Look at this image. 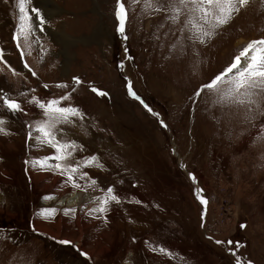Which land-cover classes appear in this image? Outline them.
Masks as SVG:
<instances>
[{"label": "rangeland", "instance_id": "obj_1", "mask_svg": "<svg viewBox=\"0 0 264 264\" xmlns=\"http://www.w3.org/2000/svg\"><path fill=\"white\" fill-rule=\"evenodd\" d=\"M122 2L126 41L116 31V0H31L46 17L45 31L29 37L30 47L21 39L18 49L15 0H0V50L7 61L0 62V89L28 114L11 116L0 104L9 129L0 134V230L12 238L0 240V264H18L14 253L31 264H236L232 251L242 264H264V114L215 104L207 89L194 96L249 41L264 39V0H249L204 44L187 39L183 16L172 23L169 12L153 11L145 0ZM125 77L152 112L127 94ZM66 93L85 118L58 127L84 146L78 156L95 154L104 163L86 169L89 175L101 186L115 185L124 198L106 221L85 215L94 206L85 204L86 196L99 193L62 187L58 173L25 163L52 154L27 140L25 121L42 119L27 101ZM75 193L79 200L71 207L73 200L59 203ZM48 207L57 209L55 216L36 215ZM64 208L77 211L65 216ZM148 241L172 255L153 252Z\"/></svg>", "mask_w": 264, "mask_h": 264}, {"label": "snow or ice", "instance_id": "obj_2", "mask_svg": "<svg viewBox=\"0 0 264 264\" xmlns=\"http://www.w3.org/2000/svg\"><path fill=\"white\" fill-rule=\"evenodd\" d=\"M135 3L136 0H133ZM17 11V23L12 35V40L16 41V47L21 48L20 40L23 39L25 44L30 47L29 37L35 36L36 31L44 32V25L47 23L46 17L43 14L41 7L31 6V0H15ZM249 0H167L164 2L152 3V0H145V6L151 8L155 12L167 11L170 13L168 19L172 23H178L181 17H184V28L189 31L190 35L187 39L191 41H199L201 44L207 42L215 36L216 30L230 22V20L238 14L242 8L247 6ZM128 11L122 0H116L115 18L117 23L116 31L120 34L122 40H127L126 23ZM36 21V22H34ZM39 38L35 41L38 43ZM127 52V49H125ZM23 59L24 53H20ZM131 59V57H128ZM0 62L7 65V61L0 50ZM24 67L36 75L35 72L28 66L27 63ZM119 67L122 69L123 64ZM13 74L15 75V71ZM127 94L133 99L139 100L141 104L144 101L137 95L133 89L132 82L125 77ZM73 83L79 85L81 83L78 77H73ZM45 88L48 85H44ZM57 88H67V84H57ZM207 89L215 97L214 103L219 105H232L241 106L247 110V113L264 114V39H254L249 41L239 53L232 59L231 63L225 67L218 74H215L209 82L202 84L194 92L195 97H200L201 93ZM35 92V89L31 90ZM75 91V89H73ZM91 91L98 96H106L107 93L92 87ZM27 96V92L21 93ZM71 93H66L59 97L43 98L32 95L27 101L29 104L34 105L42 113V119L32 121H25V127L28 129L27 140L35 141L41 146H47L52 149V154L43 157H36L31 161H25L26 164H31L33 168L47 169L58 173L64 179L62 187L70 186L72 189H78L82 192H95L98 195H93L89 203L94 206L87 208L86 216L93 219L103 217L107 220V213L111 210L113 204L120 205L124 202L116 190L115 185L101 186L96 178L89 175L86 169L91 167L104 168V163L95 155L78 156V152H83L84 146L78 144L75 139H66L63 129L59 125L72 124L75 120H83L85 113L75 104L71 103ZM0 104L3 109L11 116L22 114L27 116V112L22 108L21 103L9 94L0 89ZM144 107L152 112L146 104ZM158 115L157 113H152ZM246 118L253 119L254 115H249ZM8 119L0 115V134H8L7 127ZM162 126L166 127L161 121ZM259 128L264 132V123L259 125ZM190 178L195 183V176L189 174ZM196 195L200 203L206 204L207 201L202 195V189H196ZM45 199H51L52 196H46ZM135 203L140 204L141 201L136 200ZM76 208H64L63 213L65 216L74 215ZM57 209L55 207L42 208L36 215L44 216L45 218L55 216ZM244 227V225H241ZM32 231H36L33 226ZM12 238L7 235V232L0 230V240H11ZM58 243L62 245H71L69 240H59ZM217 244H227L233 246L234 249L240 247L239 243L231 240L216 241ZM153 252L158 251L161 254L168 256L172 255L170 249H167L160 244H152L146 242ZM3 251V249H0ZM79 251L81 256L87 257V253ZM231 255L235 257L236 264H242L241 257L237 255L236 251H232ZM12 260L17 261L18 264H31L30 257L21 258L17 254H12ZM248 264H252L248 261Z\"/></svg>", "mask_w": 264, "mask_h": 264}, {"label": "bare ground", "instance_id": "obj_3", "mask_svg": "<svg viewBox=\"0 0 264 264\" xmlns=\"http://www.w3.org/2000/svg\"><path fill=\"white\" fill-rule=\"evenodd\" d=\"M84 194H86V193H84ZM77 196H79L78 193L72 194L71 199H68V200L67 199H63V200L59 201V203H61V202L64 203V202H67V201H68V203H70L73 200L70 204H68V207H71L72 203H75L77 200H79V199H77L78 198ZM91 197H92V194H89L88 196H86V201H84L85 204H87L88 206H92L93 205V204L89 203V201L91 200ZM75 198L77 199L76 201H75ZM75 205L77 206V203Z\"/></svg>", "mask_w": 264, "mask_h": 264}, {"label": "water", "instance_id": "obj_4", "mask_svg": "<svg viewBox=\"0 0 264 264\" xmlns=\"http://www.w3.org/2000/svg\"><path fill=\"white\" fill-rule=\"evenodd\" d=\"M181 167V166H180ZM182 168V167H181ZM188 177H189V175H188ZM191 183L193 184V187H194V189L196 190V188H195V184H194V182L191 180Z\"/></svg>", "mask_w": 264, "mask_h": 264}]
</instances>
